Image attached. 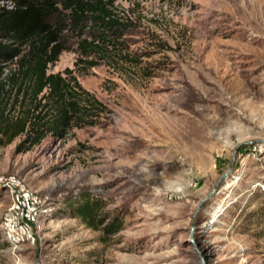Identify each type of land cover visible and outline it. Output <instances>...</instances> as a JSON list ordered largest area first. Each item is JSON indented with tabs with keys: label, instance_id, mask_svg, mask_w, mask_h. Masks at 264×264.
Instances as JSON below:
<instances>
[{
	"label": "rangeland",
	"instance_id": "rangeland-1",
	"mask_svg": "<svg viewBox=\"0 0 264 264\" xmlns=\"http://www.w3.org/2000/svg\"><path fill=\"white\" fill-rule=\"evenodd\" d=\"M114 11L125 47L85 58L68 34L49 67L99 102L85 123L34 145L0 135V264H264V0ZM83 195L122 229L72 215Z\"/></svg>",
	"mask_w": 264,
	"mask_h": 264
},
{
	"label": "trees",
	"instance_id": "trees-1",
	"mask_svg": "<svg viewBox=\"0 0 264 264\" xmlns=\"http://www.w3.org/2000/svg\"><path fill=\"white\" fill-rule=\"evenodd\" d=\"M114 2L16 0L14 8L0 9V135L7 137L6 143L24 135L34 145L48 134L63 135L85 123L81 119L93 106L91 101L99 102L81 87L71 70H65L66 78L49 72V67L67 48L68 34L75 35L76 50L85 58L98 55L106 44L118 50L125 47L128 22L115 13ZM81 61L90 67L97 65L93 60ZM15 107L18 114L9 116ZM69 206L72 215L91 228L100 226L106 235L122 229L119 214L100 215L97 199L83 195L78 204Z\"/></svg>",
	"mask_w": 264,
	"mask_h": 264
},
{
	"label": "built area",
	"instance_id": "built-area-1",
	"mask_svg": "<svg viewBox=\"0 0 264 264\" xmlns=\"http://www.w3.org/2000/svg\"><path fill=\"white\" fill-rule=\"evenodd\" d=\"M5 238L11 244L16 243L21 238V230L12 220L7 223L5 228Z\"/></svg>",
	"mask_w": 264,
	"mask_h": 264
},
{
	"label": "water",
	"instance_id": "water-1",
	"mask_svg": "<svg viewBox=\"0 0 264 264\" xmlns=\"http://www.w3.org/2000/svg\"><path fill=\"white\" fill-rule=\"evenodd\" d=\"M225 175H226V174H225ZM225 175H224V176H225Z\"/></svg>",
	"mask_w": 264,
	"mask_h": 264
}]
</instances>
